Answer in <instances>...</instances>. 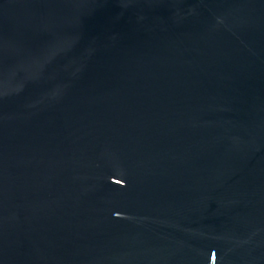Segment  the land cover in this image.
<instances>
[{
    "label": "water",
    "instance_id": "1",
    "mask_svg": "<svg viewBox=\"0 0 264 264\" xmlns=\"http://www.w3.org/2000/svg\"><path fill=\"white\" fill-rule=\"evenodd\" d=\"M0 264H264V0H0Z\"/></svg>",
    "mask_w": 264,
    "mask_h": 264
}]
</instances>
